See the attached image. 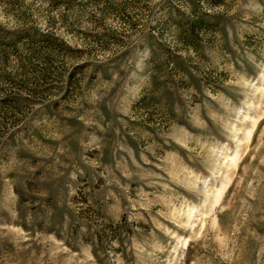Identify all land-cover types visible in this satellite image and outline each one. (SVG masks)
<instances>
[{
	"label": "rangeland",
	"instance_id": "1",
	"mask_svg": "<svg viewBox=\"0 0 264 264\" xmlns=\"http://www.w3.org/2000/svg\"><path fill=\"white\" fill-rule=\"evenodd\" d=\"M0 264H264V0H0Z\"/></svg>",
	"mask_w": 264,
	"mask_h": 264
}]
</instances>
